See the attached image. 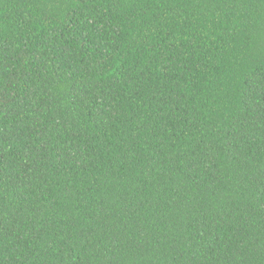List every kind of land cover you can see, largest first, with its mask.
Wrapping results in <instances>:
<instances>
[{"label":"trees","instance_id":"obj_1","mask_svg":"<svg viewBox=\"0 0 264 264\" xmlns=\"http://www.w3.org/2000/svg\"><path fill=\"white\" fill-rule=\"evenodd\" d=\"M0 264H264V0H0Z\"/></svg>","mask_w":264,"mask_h":264}]
</instances>
